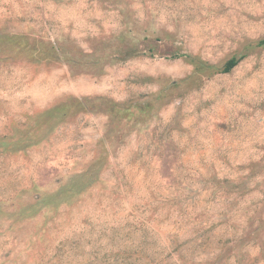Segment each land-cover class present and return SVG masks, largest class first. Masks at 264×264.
Segmentation results:
<instances>
[{"label":"rangeland","instance_id":"1","mask_svg":"<svg viewBox=\"0 0 264 264\" xmlns=\"http://www.w3.org/2000/svg\"><path fill=\"white\" fill-rule=\"evenodd\" d=\"M0 264H264V0H0Z\"/></svg>","mask_w":264,"mask_h":264},{"label":"trees","instance_id":"2","mask_svg":"<svg viewBox=\"0 0 264 264\" xmlns=\"http://www.w3.org/2000/svg\"><path fill=\"white\" fill-rule=\"evenodd\" d=\"M231 64V63H230Z\"/></svg>","mask_w":264,"mask_h":264}]
</instances>
